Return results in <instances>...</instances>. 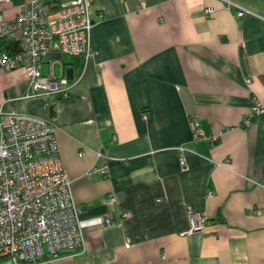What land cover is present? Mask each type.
Segmentation results:
<instances>
[{
  "label": "crops",
  "instance_id": "1",
  "mask_svg": "<svg viewBox=\"0 0 264 264\" xmlns=\"http://www.w3.org/2000/svg\"><path fill=\"white\" fill-rule=\"evenodd\" d=\"M91 17L87 60L43 59L67 98H23L24 69L0 68L2 109L55 125L81 208L83 248L37 264H264V115L243 123L264 105V0H92ZM188 208L206 232L183 233Z\"/></svg>",
  "mask_w": 264,
  "mask_h": 264
},
{
  "label": "built area",
  "instance_id": "2",
  "mask_svg": "<svg viewBox=\"0 0 264 264\" xmlns=\"http://www.w3.org/2000/svg\"><path fill=\"white\" fill-rule=\"evenodd\" d=\"M91 7L92 0H20L12 18L0 13V36L19 45L14 54L0 52V68L24 69L28 88L23 98L70 95L68 78L55 76L51 68L42 73V63L51 51L84 60L94 53ZM238 7L237 16H241L246 9ZM211 10L205 8L207 13ZM255 101L243 120L245 125L251 117L264 115V105ZM55 131L48 117L0 106V264H37L75 254L84 246L81 208L62 167ZM195 135L198 139L217 137L200 128ZM180 162L185 165L183 157ZM94 172L105 173L106 167L92 168L87 174ZM188 218L189 227L183 233L206 232L209 218L204 212L188 208Z\"/></svg>",
  "mask_w": 264,
  "mask_h": 264
},
{
  "label": "trees",
  "instance_id": "3",
  "mask_svg": "<svg viewBox=\"0 0 264 264\" xmlns=\"http://www.w3.org/2000/svg\"><path fill=\"white\" fill-rule=\"evenodd\" d=\"M19 50L18 42L5 36H0V52L14 54Z\"/></svg>",
  "mask_w": 264,
  "mask_h": 264
},
{
  "label": "water",
  "instance_id": "4",
  "mask_svg": "<svg viewBox=\"0 0 264 264\" xmlns=\"http://www.w3.org/2000/svg\"><path fill=\"white\" fill-rule=\"evenodd\" d=\"M51 110H52V108H51ZM51 115V114H50Z\"/></svg>",
  "mask_w": 264,
  "mask_h": 264
}]
</instances>
